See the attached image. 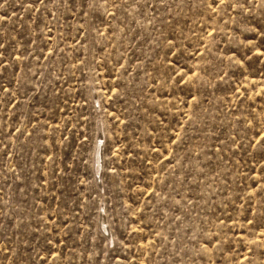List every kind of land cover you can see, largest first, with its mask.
I'll return each instance as SVG.
<instances>
[{"label":"rangeland","instance_id":"374dc122","mask_svg":"<svg viewBox=\"0 0 264 264\" xmlns=\"http://www.w3.org/2000/svg\"><path fill=\"white\" fill-rule=\"evenodd\" d=\"M0 264H264V0H0Z\"/></svg>","mask_w":264,"mask_h":264}]
</instances>
